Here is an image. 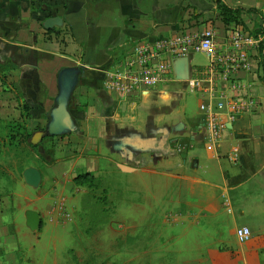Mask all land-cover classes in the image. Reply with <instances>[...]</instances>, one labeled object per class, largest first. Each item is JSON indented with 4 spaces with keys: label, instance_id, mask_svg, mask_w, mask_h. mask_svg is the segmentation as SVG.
<instances>
[{
    "label": "rangeland",
    "instance_id": "obj_1",
    "mask_svg": "<svg viewBox=\"0 0 264 264\" xmlns=\"http://www.w3.org/2000/svg\"><path fill=\"white\" fill-rule=\"evenodd\" d=\"M8 1L0 0V264H243L242 251L252 241L250 236L238 240L234 235L236 227L244 224L245 211L237 204H252L261 201L262 196L257 192L227 194L214 186L210 187L213 193H203L197 186L200 182L195 166L188 159H198V174L203 178L218 175V163L232 164L225 158L219 161L210 157L197 141L200 135L190 148L183 149L184 164V157H177L181 153L177 154L172 145L171 151L177 156L153 157L155 152L136 149L119 153L99 141V149L92 154L101 162L92 172L96 179L89 186L75 185L70 177L63 178L65 162L53 166L51 173L48 171L47 162L53 158L49 156L51 148H42L44 139L34 145L22 142L23 130L17 123L21 120L19 105L25 102L18 85L19 72L21 86L36 103L42 99L46 72L39 64L19 71L12 60L14 49L21 55L22 47L34 43V39L19 28L29 23L23 17L26 10L20 0H15L12 7ZM33 5V1L26 4L28 11L37 9ZM234 22L252 34L258 18L245 15ZM205 62L204 54H191V64ZM260 89L261 86L255 89L257 95ZM99 93L96 89L93 97L101 106L99 115L101 111L113 115L117 126L128 125V121L146 126L144 133L128 127L122 133L130 131L132 135L160 141L169 123L200 118V97L174 79L146 90L144 95L135 91L125 99ZM25 105L24 128L30 132L42 128L45 113L36 114L29 103ZM81 105V101L73 100L69 106L77 123L82 121ZM243 117L241 122L248 133L242 138L232 136L229 142L242 141L251 148L249 137L259 131L264 112L257 106ZM27 167L42 172L34 187L22 179ZM260 180L263 183L264 176ZM211 182L221 184L219 176ZM261 190L262 186L257 189L259 193ZM29 211L37 213V227L27 222Z\"/></svg>",
    "mask_w": 264,
    "mask_h": 264
},
{
    "label": "crops",
    "instance_id": "obj_2",
    "mask_svg": "<svg viewBox=\"0 0 264 264\" xmlns=\"http://www.w3.org/2000/svg\"><path fill=\"white\" fill-rule=\"evenodd\" d=\"M14 1H8L9 7H12ZM30 1L34 2L35 6H33L37 9L28 11L26 4ZM219 1L231 7L255 8L264 18V0H20V5L26 10V12L23 10L21 12L25 13L23 17L26 16L29 23L18 27L25 34L33 36L34 43L24 45L21 55H18L17 50L14 49L12 60L18 64L19 71L22 67L32 68L37 64L40 65V68L45 69L46 86L42 99L38 103L25 93V89L21 86L20 72L18 71L21 98L25 103H29L31 110L36 114H46L47 109L51 106L53 96L56 93L55 73L60 67L77 65L84 67V71L78 76V82L72 90L69 100V106L73 100L74 103L81 101L82 121L78 120V123L76 121V128L67 134L42 137L45 144V147L42 148H51L49 156L53 159L47 162L50 173L52 172L51 168L61 162L67 164L62 176L63 178L70 177V181L76 173L97 171L101 159L92 153L99 149V141L105 145L110 144L112 147L122 135H128L129 140L149 139L154 142L153 144L160 145V147L164 143L174 147L177 145L180 149L176 153H181L178 156L173 151L159 154L161 149L156 151L154 148L153 153L155 152V155L153 157H184V164L183 149L190 148L195 142V137L200 135L201 140L197 139V141H200L204 149L209 152L210 157L219 161L221 158H225L232 164L227 166L218 163V175L210 174L203 178L198 174L200 167L198 159L191 156L188 162L195 166L194 170L197 172L196 176L200 182V185L197 186L203 193H213L210 187L214 186L222 188V192L226 190L227 194L229 191L234 194L242 192L248 195L251 192H257V196H262L261 201H252V204L242 201L237 205H239L238 209L245 211L242 214V222L249 228L251 238L249 242L252 241L242 251L243 264H264V182H260V178L264 176V121L259 131L249 137L252 140L251 148L242 145V141L235 142V144L229 142L232 136L242 138L248 133L241 122L244 118L241 115L233 122L234 124L230 125L229 129L221 133L219 147L213 150L206 146L207 143L203 137L204 131L200 127L199 117H191L186 123L179 121L183 124V128L178 132H172L171 128L174 124H168V131L177 138L174 143L167 141L168 135L160 141H155V139L146 136L132 135L130 131L122 133L121 130L124 127L144 133L146 126L133 125L129 121L125 122L128 125L119 124L117 126L113 115L104 111H101L102 115H99L101 106L99 101L93 98L96 89L107 98L112 97L111 93L106 92L99 84L101 70L121 65L123 56L130 50L136 39L146 36H166L183 28L202 30L207 22H211L221 29L226 22L222 20L219 14L217 8ZM245 15H248L250 19L256 18L254 14L243 11L240 12L239 18ZM53 16L59 17L61 23L45 30L42 27V21ZM261 41L264 45V30L261 34ZM21 45L20 43L17 48L20 49ZM127 45L128 47H126ZM253 83V94L258 101H263L261 109L264 112V83L261 79L254 80ZM259 86H261L260 94L257 95L255 89ZM113 94L118 99L129 97V95ZM142 94L144 95L146 92ZM69 111L76 117L71 111V107H69ZM233 145L237 146L235 162H231L225 157ZM132 149L151 153L139 149V147L136 148V146L120 147L115 151L117 150L119 153L121 151L129 152ZM36 170L39 172L40 179L42 172ZM216 176H219L221 184L211 182ZM261 186L262 190L259 193L257 189ZM226 199L231 206L230 198L226 196ZM232 202L235 203L234 198H232Z\"/></svg>",
    "mask_w": 264,
    "mask_h": 264
},
{
    "label": "built area",
    "instance_id": "obj_3",
    "mask_svg": "<svg viewBox=\"0 0 264 264\" xmlns=\"http://www.w3.org/2000/svg\"><path fill=\"white\" fill-rule=\"evenodd\" d=\"M261 36L254 37L236 23H225L221 29L207 22L202 30L178 29L166 36L136 39L123 56L121 65L101 70L100 86L109 93L130 95L170 82L184 83V88L198 98L200 127L207 147H219L221 133L241 115L254 112L261 103L253 94L254 83L264 79L259 56ZM205 56L202 65L191 64V54ZM187 58V77L177 80L172 72V60ZM229 125V126H227ZM177 150L180 148L176 145ZM225 157L235 162L237 146L233 145ZM238 240L250 236L245 225L236 227Z\"/></svg>",
    "mask_w": 264,
    "mask_h": 264
},
{
    "label": "water",
    "instance_id": "obj_4",
    "mask_svg": "<svg viewBox=\"0 0 264 264\" xmlns=\"http://www.w3.org/2000/svg\"><path fill=\"white\" fill-rule=\"evenodd\" d=\"M61 20L57 16L47 17L42 21V27L45 30L50 29L53 25H59ZM187 58L177 57L172 60L173 76L177 80H184L187 77ZM84 71V67L66 66L60 67L55 73L56 93L53 96L52 104L47 109L45 114L44 126L30 133L28 142L31 145L36 144L44 136H57L67 134L76 128V119L69 111V100L72 90L78 82V76ZM184 88V83H182ZM229 126V125H227ZM183 128L181 122L175 123L171 131L178 132ZM123 144L115 143L114 149H119ZM121 168L128 169L129 167L122 164H117ZM23 181L30 185L36 186L39 181V172L33 167H27L22 171ZM27 222L30 227H37L39 218L36 212L29 211L27 213Z\"/></svg>",
    "mask_w": 264,
    "mask_h": 264
},
{
    "label": "trees",
    "instance_id": "obj_5",
    "mask_svg": "<svg viewBox=\"0 0 264 264\" xmlns=\"http://www.w3.org/2000/svg\"><path fill=\"white\" fill-rule=\"evenodd\" d=\"M217 8L219 10V14L221 15V18L224 22L229 23V22H234L235 19L239 18V14L241 11L249 13V14H254L257 18H258V24L255 27V29L253 30L252 35L254 37H259L261 36L263 30H264V18L261 15V13L259 11H257L255 8H245V7H241V6H234L231 7L229 5H227L224 2H220L217 4ZM259 56L260 58L264 59V45L262 43V41H259ZM261 68L263 70L264 73V64H261ZM25 107H27L25 105V103H21V105H19V116L21 118V120L17 123V125H19L21 127V129L23 130L20 133V137L22 142L27 143L29 135H30V131L26 130L24 128V122H25V111L22 110ZM96 179V177L90 172V171H83V172H79L76 173L71 181L73 184L75 185H85V186H89L90 184L93 183V181Z\"/></svg>",
    "mask_w": 264,
    "mask_h": 264
},
{
    "label": "flooded vegetation",
    "instance_id": "obj_6",
    "mask_svg": "<svg viewBox=\"0 0 264 264\" xmlns=\"http://www.w3.org/2000/svg\"><path fill=\"white\" fill-rule=\"evenodd\" d=\"M263 83H264V79H263ZM167 131L166 132L165 131L163 132V137H165V136L168 135L167 136V141H169V143H174L177 140L176 136L175 135L168 134V133H170V131H168V132ZM115 143L123 144L122 148H127L128 146L129 147H131V146L135 147L136 146V148L139 147V149L147 150L148 152H151V153H153V151L155 149H156V151H158V150L161 149L160 152H159V154H161V152L163 154H165V153H168L169 151H171L170 144H168V143H164L163 146L160 147V145L153 144L154 142L150 141L149 139H142V140H139V139L138 140L137 139H131V140H129V136L128 135H122V136H120V138L118 139V141L115 142ZM113 145H112V147H113Z\"/></svg>",
    "mask_w": 264,
    "mask_h": 264
}]
</instances>
